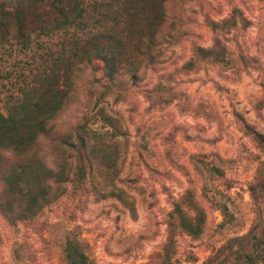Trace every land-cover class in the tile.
Returning <instances> with one entry per match:
<instances>
[{
	"label": "rangeland",
	"instance_id": "obj_1",
	"mask_svg": "<svg viewBox=\"0 0 264 264\" xmlns=\"http://www.w3.org/2000/svg\"><path fill=\"white\" fill-rule=\"evenodd\" d=\"M164 8L161 24L87 17L26 49L0 32V111L51 70L64 98L31 155L0 145V264H68L70 239L92 264H247L264 251V0ZM34 156L67 181L25 219L9 214L7 180L27 181Z\"/></svg>",
	"mask_w": 264,
	"mask_h": 264
},
{
	"label": "trees",
	"instance_id": "obj_2",
	"mask_svg": "<svg viewBox=\"0 0 264 264\" xmlns=\"http://www.w3.org/2000/svg\"><path fill=\"white\" fill-rule=\"evenodd\" d=\"M165 2L166 0H0V32L14 28L15 41L26 49L32 45L34 34L41 37L72 28H88L87 17L99 16L95 21L103 28L111 22L112 27L122 26L128 31L139 15L150 20L156 18L161 24L165 15ZM1 37L0 45L8 42L7 37ZM117 42L124 44L123 41ZM69 43H74L76 47L79 39L75 38ZM78 48L79 46L75 50ZM74 56L79 57L78 51L74 52ZM58 81V72L51 70L38 84L22 89L20 96L5 104L6 111H0V145L3 149L11 148L18 154L29 156L38 140L50 135L52 131L48 124L59 114L64 104ZM261 139L264 142L263 136ZM30 158L29 163L34 173L27 181L11 183L7 180L8 201L12 204L9 214L15 213L25 219L35 216L44 206L54 202L62 184L67 181L63 168H48L43 166L41 158ZM16 174L23 176L19 172ZM203 223V220L198 223L190 222L188 229L198 236L202 233ZM64 252L68 264H92L81 250L80 243L73 239L67 241ZM261 258L264 260V251L256 250L248 257L247 264H260Z\"/></svg>",
	"mask_w": 264,
	"mask_h": 264
}]
</instances>
